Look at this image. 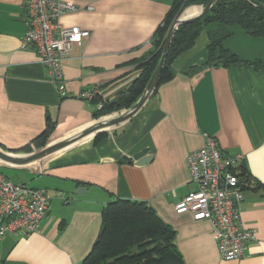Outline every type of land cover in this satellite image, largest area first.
<instances>
[{
    "label": "crops",
    "instance_id": "1",
    "mask_svg": "<svg viewBox=\"0 0 264 264\" xmlns=\"http://www.w3.org/2000/svg\"><path fill=\"white\" fill-rule=\"evenodd\" d=\"M64 1L83 9L62 15L59 22L87 29L89 36L62 61L68 96L60 97L35 48L20 47L27 28L25 0H0V149L9 156L28 157L118 115L94 117L102 103L137 77L138 63L153 50L154 32L170 5L169 0ZM202 8L193 4L182 13L189 10L184 17H190ZM230 30L224 47L242 60L264 61V37L238 26ZM207 43L204 29L172 63L175 76L153 89L128 118L37 160L0 159V171L10 181L7 172L19 176L15 183L45 189L50 196L39 231L0 238V264H80L99 232L103 206L115 198L150 205L174 230L184 264H264V69L231 65L189 74L190 67L204 62ZM93 89L91 98L79 97ZM48 123L45 144L35 146ZM207 135L221 151L241 154L248 172L240 183L239 210L256 239L236 260L220 258L208 220L174 210L195 188L186 155L204 145ZM77 187L83 190L75 193Z\"/></svg>",
    "mask_w": 264,
    "mask_h": 264
},
{
    "label": "trees",
    "instance_id": "2",
    "mask_svg": "<svg viewBox=\"0 0 264 264\" xmlns=\"http://www.w3.org/2000/svg\"><path fill=\"white\" fill-rule=\"evenodd\" d=\"M169 1V8L153 35V50L148 58L138 63L139 74L112 101L102 103L94 117L124 112L133 105L157 66L172 22L185 7L193 4L204 6L210 0ZM252 2L264 5V0H214L199 17L178 25L171 35L154 90L175 76L172 63L192 47L204 29L208 37L206 57L202 64L190 67L189 74L204 68H225L231 65L254 70L264 69V61L242 60L234 51L223 46V41L231 35L232 26L240 27L250 36L264 37V10ZM51 126L48 123L45 131L33 140L35 146L45 144ZM235 174L239 178V184L244 178H248V172L241 163ZM174 235V230L146 202L115 198L103 206L99 232L80 264H184L181 253L175 246Z\"/></svg>",
    "mask_w": 264,
    "mask_h": 264
},
{
    "label": "built area",
    "instance_id": "3",
    "mask_svg": "<svg viewBox=\"0 0 264 264\" xmlns=\"http://www.w3.org/2000/svg\"><path fill=\"white\" fill-rule=\"evenodd\" d=\"M25 8L27 28L20 47L35 48L59 96L67 97L62 61L73 45L89 36V31L64 26L59 18L83 8L64 0H25ZM95 93V89L85 90L79 97L91 98ZM242 158L241 154L221 151L212 136H205L204 145L190 150L185 158L195 188L174 205L176 213H190L195 220L211 223L218 255L224 260L242 258L248 244L256 239L255 230L246 227L240 218L243 195L235 164L242 162ZM49 204L50 196L45 189L12 182L0 171V238L8 233L39 231Z\"/></svg>",
    "mask_w": 264,
    "mask_h": 264
},
{
    "label": "water",
    "instance_id": "4",
    "mask_svg": "<svg viewBox=\"0 0 264 264\" xmlns=\"http://www.w3.org/2000/svg\"><path fill=\"white\" fill-rule=\"evenodd\" d=\"M213 2H214V0H210L206 5L203 6V8L199 11V13H197L194 16L182 17L180 14L172 22L169 29L167 30L166 37H165V43H164V46H163V49L161 52L160 59L157 63V66H156L154 72L152 73L149 81L147 82V84L144 88V91L142 92L140 97L133 103V105L129 109H127L123 113H119L118 115H116L114 117H110L108 119L98 121V122L92 124L91 126L87 127L86 129L80 131L76 135L70 137L69 139L59 141L57 143H53L51 145L45 146L42 149L38 150L37 152L33 153L32 155H29L28 157H25L22 159L9 156L7 153H5L3 150L0 149V159L5 161V162L15 163V164H23V163H27V162H30L33 160H37L39 158L47 156L48 154H50L52 152L57 151L60 148H63L65 146L73 143L74 141L82 138L83 136L87 135L88 133H91L92 131H96L98 128H102L103 126H108L111 124H116V123L120 122L121 120L128 118L131 114H133L139 108V106L142 104V102L146 99V97L154 89V87L156 85V80H157L159 71H160L161 66H162L164 59H165L166 51H167V48H168V45L170 42V38H171L173 31L176 29V27L178 25L183 24V23L188 22V21H191V20H194L197 17H199L201 14H203L205 11L208 10V8L211 6V4ZM252 3L264 10V5L259 4V3H254V2H252ZM81 188L83 190V187H77L75 189V193L81 192Z\"/></svg>",
    "mask_w": 264,
    "mask_h": 264
},
{
    "label": "rangeland",
    "instance_id": "5",
    "mask_svg": "<svg viewBox=\"0 0 264 264\" xmlns=\"http://www.w3.org/2000/svg\"><path fill=\"white\" fill-rule=\"evenodd\" d=\"M188 12H189V10H187L186 12H185V14H181V16H185L186 14L188 15ZM119 113H123V112H119ZM119 113H117V114H119ZM236 165V164H235ZM7 175L9 176V178L11 179V181H13V182H17V181H19V180H21L20 178H19V176H16L15 175V173L13 174V173H10V172H7Z\"/></svg>",
    "mask_w": 264,
    "mask_h": 264
},
{
    "label": "bare ground",
    "instance_id": "6",
    "mask_svg": "<svg viewBox=\"0 0 264 264\" xmlns=\"http://www.w3.org/2000/svg\"><path fill=\"white\" fill-rule=\"evenodd\" d=\"M182 17H184V16H182Z\"/></svg>",
    "mask_w": 264,
    "mask_h": 264
}]
</instances>
